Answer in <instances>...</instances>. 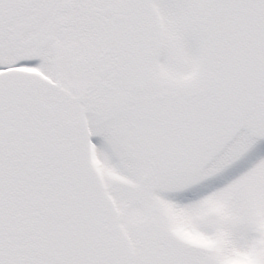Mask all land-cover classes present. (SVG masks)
<instances>
[{"label":"snow or ice","instance_id":"1","mask_svg":"<svg viewBox=\"0 0 264 264\" xmlns=\"http://www.w3.org/2000/svg\"><path fill=\"white\" fill-rule=\"evenodd\" d=\"M0 264H264V0H0Z\"/></svg>","mask_w":264,"mask_h":264}]
</instances>
